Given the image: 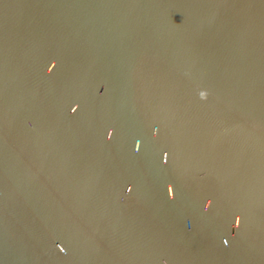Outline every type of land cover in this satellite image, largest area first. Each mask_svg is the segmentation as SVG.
<instances>
[{"label":"water","instance_id":"95a60500","mask_svg":"<svg viewBox=\"0 0 264 264\" xmlns=\"http://www.w3.org/2000/svg\"><path fill=\"white\" fill-rule=\"evenodd\" d=\"M0 264H264V0H0Z\"/></svg>","mask_w":264,"mask_h":264},{"label":"snow or ice","instance_id":"6c2138e0","mask_svg":"<svg viewBox=\"0 0 264 264\" xmlns=\"http://www.w3.org/2000/svg\"><path fill=\"white\" fill-rule=\"evenodd\" d=\"M205 91H201L200 95H203ZM73 110V109H72ZM76 109H74L73 111H75ZM225 244L228 243L227 240L224 241ZM63 242H57L56 243V247L59 249L60 252L64 253L65 252V248L63 247ZM62 246V247H61Z\"/></svg>","mask_w":264,"mask_h":264},{"label":"clouds","instance_id":"9594fccd","mask_svg":"<svg viewBox=\"0 0 264 264\" xmlns=\"http://www.w3.org/2000/svg\"><path fill=\"white\" fill-rule=\"evenodd\" d=\"M202 97L206 96V92H204L203 95H201ZM75 109V106L73 107V110ZM237 225L239 224V217H237V221H236ZM62 247V246H61Z\"/></svg>","mask_w":264,"mask_h":264}]
</instances>
